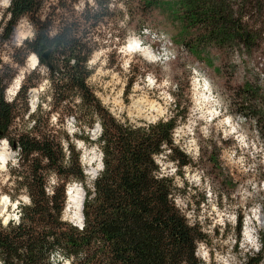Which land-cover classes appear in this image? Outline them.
Segmentation results:
<instances>
[{"label": "rangeland", "instance_id": "obj_1", "mask_svg": "<svg viewBox=\"0 0 264 264\" xmlns=\"http://www.w3.org/2000/svg\"><path fill=\"white\" fill-rule=\"evenodd\" d=\"M197 1L46 0L39 17L50 24V36L69 23L88 44L86 85L94 100L115 118L141 125L166 120L171 112L180 115L173 130L175 150L167 149L157 159L162 174L173 178L175 204L206 235L197 243V257L204 264H245L259 255L257 264H264L259 239L264 228V141L255 122L237 113L245 89L254 97L244 101L246 111L252 107L264 111V0L226 2L234 17L256 33L250 46L204 39V28L190 14ZM8 5L9 0H0L2 25ZM34 30L23 17L10 39L0 43V67L11 76L5 99L15 102L17 114L8 134L28 131L35 120L38 131L55 136L64 151L69 140L80 153L90 183L102 168L101 151L93 143L100 133L98 119L91 112L93 106L82 105L77 91L65 95L64 101L56 99L48 67L29 63L32 52L26 53L22 43L33 38ZM157 35L171 42L175 58L160 61L151 53L150 48L155 52L151 40ZM131 39L136 42L130 43ZM143 50L152 54L150 60ZM18 78L21 91H8ZM32 89L37 90L35 95ZM2 140L7 160L0 167V205L3 195L10 200L0 210V223L5 225L18 220L19 202L27 204L28 198L10 175L18 152L6 138ZM172 153L179 163H188L178 164ZM45 176L51 189L57 179L52 172ZM71 186L76 197L84 192L78 181H67L65 194ZM8 193L16 194V199ZM73 213L66 195L63 219L77 226ZM248 224L250 237L245 235ZM50 261L68 264L56 252Z\"/></svg>", "mask_w": 264, "mask_h": 264}, {"label": "trees", "instance_id": "obj_2", "mask_svg": "<svg viewBox=\"0 0 264 264\" xmlns=\"http://www.w3.org/2000/svg\"><path fill=\"white\" fill-rule=\"evenodd\" d=\"M45 1L9 0L8 18L3 25L0 23V43L10 39L21 18L30 20L34 36L23 41V50L32 52L38 63L48 67V61L51 65L48 69L56 99L64 101L65 95L77 91L84 107L93 106L91 112L100 126L93 143L101 151L102 168L88 183L75 146L67 140L64 151L55 136L38 131L35 120L28 131L9 136L17 114L15 102H8L4 93L11 76L0 67V140L6 138L18 152L10 175L28 198L27 204L19 202L17 221L0 223L1 264H51L54 252L68 264H204L196 255V247L206 235L175 204L173 178L162 174L157 159L167 149L175 150L173 130L180 115L171 112L166 120L136 125L118 120L105 110L86 85L91 48L69 23H63L50 36V24L39 17ZM227 1L198 0L190 14L204 28V39L250 46L256 33L244 26L240 17H234ZM21 84L18 93L23 88ZM243 93L237 113L255 122L264 141V111L254 107L246 111L244 101L254 97L250 89ZM170 157L179 160L173 153ZM187 163L178 161L180 165ZM49 172L57 179L51 189L46 185L45 175ZM67 181H78L84 190L82 227L62 216ZM8 195L11 200L17 197ZM259 239L264 247V228ZM259 260V255L250 257L245 264H257Z\"/></svg>", "mask_w": 264, "mask_h": 264}, {"label": "bare ground", "instance_id": "obj_3", "mask_svg": "<svg viewBox=\"0 0 264 264\" xmlns=\"http://www.w3.org/2000/svg\"><path fill=\"white\" fill-rule=\"evenodd\" d=\"M19 31L21 32V33H24V31L22 30V26L20 25L19 26ZM146 31V30H145ZM159 34V33H158ZM160 37H162L163 39H164V43H163V41H161L162 43H163V45L164 46H162V48L160 49V50H162V53H158V51H153L150 47V51H151V53L153 54V55H157V57H158V59L160 60V61H168V60H170L171 58H172V56H170V52H171V43H169V41H168V39H166V37L165 36H163V35H160ZM162 40V39H161ZM130 43H133V42H136L135 40H133V39H131L130 41H129ZM160 42V43H161ZM161 45V44H160ZM169 45H170V47H169ZM142 53L144 54V55H146V57L150 60L151 59V53H149V52H146V51H142ZM37 60V57L32 53L31 55H30V58H29V63L30 64H32L33 65V67H34V64H35V61ZM19 86H20V79L18 78V79H15L14 81H13V83L10 85V87L8 88V91H12V93H14L15 91H17L18 90V88H19ZM31 92L33 93V95H35L36 94V92H37V90L36 89H32L31 90ZM3 142H5V140H2L1 142H0V167L1 166H3V164H5V162H6V160H7V158H6V155H5V143H3ZM101 168V167H100ZM67 195H68V202L69 203H71L72 204V207L74 208V213H73V218H74V221L75 222H77V220H79V222H78V224H80V222H81V210H82V203H83V193L82 194H80V196H77L76 197V195H74V191H72V186L71 187H69L68 189H67ZM5 197L7 198V199H5ZM6 202H10V200L8 199V196H6V195H3L2 196V201H1V205H0V210H3V208H4V205L6 204ZM68 206V205H67ZM77 224V223H76ZM247 228H249V224L247 225V227H246V232H245V235L247 236V237H250V230H248Z\"/></svg>", "mask_w": 264, "mask_h": 264}, {"label": "built area", "instance_id": "obj_4", "mask_svg": "<svg viewBox=\"0 0 264 264\" xmlns=\"http://www.w3.org/2000/svg\"><path fill=\"white\" fill-rule=\"evenodd\" d=\"M154 32H156V31L154 30ZM144 37L150 39V36H144ZM151 41L154 42L153 49L155 51H158V53H162V50H160V41H161L160 36L157 35V40H151ZM170 56H172L173 58L176 57V51L174 50V48H171Z\"/></svg>", "mask_w": 264, "mask_h": 264}, {"label": "water", "instance_id": "obj_5", "mask_svg": "<svg viewBox=\"0 0 264 264\" xmlns=\"http://www.w3.org/2000/svg\"><path fill=\"white\" fill-rule=\"evenodd\" d=\"M47 55H48V52H45L44 54H43V57L47 60L48 59V57H47ZM47 65H48V68H51V65L48 63V61H47ZM100 131V130H99ZM101 165H102V161H101ZM83 199H84V192H83ZM81 225H83V215H82V210H81V222H80V224L79 225H77L78 227H81Z\"/></svg>", "mask_w": 264, "mask_h": 264}, {"label": "clouds", "instance_id": "obj_6", "mask_svg": "<svg viewBox=\"0 0 264 264\" xmlns=\"http://www.w3.org/2000/svg\"><path fill=\"white\" fill-rule=\"evenodd\" d=\"M83 225H81V227H82Z\"/></svg>", "mask_w": 264, "mask_h": 264}, {"label": "snow or ice", "instance_id": "obj_7", "mask_svg": "<svg viewBox=\"0 0 264 264\" xmlns=\"http://www.w3.org/2000/svg\"><path fill=\"white\" fill-rule=\"evenodd\" d=\"M5 199H7V198L5 197Z\"/></svg>", "mask_w": 264, "mask_h": 264}]
</instances>
